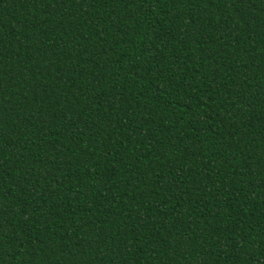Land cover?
I'll list each match as a JSON object with an SVG mask.
<instances>
[{
  "label": "trees",
  "instance_id": "1",
  "mask_svg": "<svg viewBox=\"0 0 264 264\" xmlns=\"http://www.w3.org/2000/svg\"><path fill=\"white\" fill-rule=\"evenodd\" d=\"M0 264H264V0H0Z\"/></svg>",
  "mask_w": 264,
  "mask_h": 264
}]
</instances>
